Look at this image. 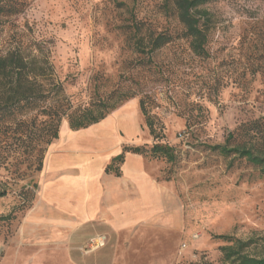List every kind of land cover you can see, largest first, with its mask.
<instances>
[{
  "label": "rangeland",
  "instance_id": "374dc122",
  "mask_svg": "<svg viewBox=\"0 0 264 264\" xmlns=\"http://www.w3.org/2000/svg\"><path fill=\"white\" fill-rule=\"evenodd\" d=\"M17 1L19 13L0 16V54L19 47L48 56L53 69L47 72L64 81L74 107L112 92L130 95L110 115L134 121L138 131L124 145L146 147L152 176L179 202L176 228L151 229L144 239L123 236L118 264H233L222 250L229 242L219 235L249 241L244 252L264 256V174L246 158L212 148L230 133V146L264 142L263 132L247 133L245 126L264 128V0L205 4V56L191 49L174 0ZM159 33L172 39L152 51L151 36ZM35 116L36 110L16 112L0 122V264H37L31 213L49 146L35 137L37 147L26 149L31 138L19 123ZM66 124L63 118L60 132ZM157 140L173 146L174 161L152 156ZM10 213L15 217L3 219ZM83 252L92 250L84 246Z\"/></svg>",
  "mask_w": 264,
  "mask_h": 264
},
{
  "label": "crops",
  "instance_id": "0c3cea01",
  "mask_svg": "<svg viewBox=\"0 0 264 264\" xmlns=\"http://www.w3.org/2000/svg\"><path fill=\"white\" fill-rule=\"evenodd\" d=\"M96 125L75 131L66 124L48 150L31 213L37 264H118L123 236L144 239L151 229L178 225L174 191L152 176L142 155L126 153L120 175L106 171L137 133L134 121L115 113ZM98 235L107 244L83 252Z\"/></svg>",
  "mask_w": 264,
  "mask_h": 264
},
{
  "label": "trees",
  "instance_id": "16d2710c",
  "mask_svg": "<svg viewBox=\"0 0 264 264\" xmlns=\"http://www.w3.org/2000/svg\"><path fill=\"white\" fill-rule=\"evenodd\" d=\"M212 0H174L177 17L184 26V33L190 39L193 52L198 55H207V43L209 40V26L206 17L209 12L203 6ZM17 0H0V16H10L19 13ZM172 39L167 33L152 34L150 44L152 51L167 45ZM53 69L48 56H40L23 51L19 47L9 49L0 54V122L5 116H14L16 112L23 115L36 110L35 118L30 121L20 119L19 123L24 127L23 132L31 138V143L26 146L36 148L34 138L44 140L48 150L50 145L59 137V127L63 118H67L72 130L86 129L95 125L115 110L125 98H115L116 92L108 94L104 98L91 101L74 107L65 92L64 81L57 73L47 72ZM141 109L146 117V124L154 138H158L154 119L147 111L145 101L140 100ZM42 116V120L37 119ZM247 133L263 132L264 128L259 122L246 124ZM233 138L230 133L226 143L212 146L225 156L237 154L261 168L264 174V142L251 144L239 143L230 146ZM159 140V139H158ZM156 141L150 148L153 157H164L167 161H174L177 157L175 149L168 143ZM39 145V144H38ZM41 149V148H40ZM47 150V153H48ZM147 151L145 146L124 145L121 153L115 156L107 165L106 171H112L116 175L121 174V165L125 161L126 153L142 155ZM46 153V156H47ZM46 159V158H45ZM45 161L41 164L43 170ZM6 193L3 192L2 195ZM3 219L14 218L10 213L2 216ZM218 237L229 242L222 247L224 258L233 264H264V256H253L245 251L250 245L249 241H242L230 235H219Z\"/></svg>",
  "mask_w": 264,
  "mask_h": 264
},
{
  "label": "built area",
  "instance_id": "2783aa9c",
  "mask_svg": "<svg viewBox=\"0 0 264 264\" xmlns=\"http://www.w3.org/2000/svg\"><path fill=\"white\" fill-rule=\"evenodd\" d=\"M107 244V236L106 235H98L90 238L87 243L86 248L88 250L99 249Z\"/></svg>",
  "mask_w": 264,
  "mask_h": 264
}]
</instances>
